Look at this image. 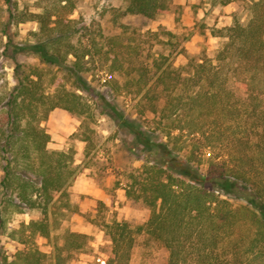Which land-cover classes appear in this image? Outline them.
Masks as SVG:
<instances>
[{
  "label": "trees",
  "instance_id": "obj_1",
  "mask_svg": "<svg viewBox=\"0 0 264 264\" xmlns=\"http://www.w3.org/2000/svg\"><path fill=\"white\" fill-rule=\"evenodd\" d=\"M50 3L25 15L15 0H0V41H11L14 24L36 21L22 49L43 64H16V84L0 89V236L26 245L11 259L0 251V264H68L64 251L85 245L87 234L68 231L54 262L27 246L37 235L49 236L50 207L76 172L69 151L49 149L51 135L42 126L58 107L81 120L87 142L90 125L113 112L118 129L133 135L130 150L143 159L127 172L126 192L150 215L135 227L118 219L103 224L112 242L108 264L128 263L139 233L167 248V264L194 258L196 264H264V0H250L246 19L236 15L219 29L216 54L192 59L187 68L164 53L150 61L119 55L113 46L103 53L93 37L74 38L84 29L72 16L76 0ZM169 9L170 0H128L124 13L156 19ZM106 53L112 57L107 82L134 101V117L84 76L93 67L106 69ZM44 65L53 92L46 90ZM35 209L38 218L12 224V213Z\"/></svg>",
  "mask_w": 264,
  "mask_h": 264
},
{
  "label": "rangeland",
  "instance_id": "obj_2",
  "mask_svg": "<svg viewBox=\"0 0 264 264\" xmlns=\"http://www.w3.org/2000/svg\"><path fill=\"white\" fill-rule=\"evenodd\" d=\"M26 14L42 11L51 4L50 0H15ZM170 0V9L157 17L149 19L141 14L124 13L128 0H76L72 14L79 26L84 29L76 34V40L93 37L103 53L114 47L119 55L129 54L134 61H150L155 55H169L175 65L189 66L192 59L214 56L223 40L218 34L220 28L230 25L234 16L247 18L250 0ZM204 1L213 4L216 11L224 15L219 26L218 18L209 15L204 21L200 18L194 27L190 26L192 12L201 7ZM232 2L231 8L229 3ZM192 9V10H191ZM207 17V16H204ZM215 19V21H214ZM209 21V22H208ZM220 22V21H219ZM225 22L226 25H222ZM38 24L28 20L11 27V41L5 37L0 47L9 41L7 52H0V89L16 84L15 66L19 63L43 66L36 56L27 54L22 47L32 38V31ZM201 33V39L192 43V32ZM1 51V50H0ZM107 58V59H106ZM106 69L92 68L84 73L92 87L101 92L125 115L135 116L134 101L125 92L113 90L107 82L111 54L103 55ZM100 65V64H99ZM45 66L46 90L53 92L50 84L52 71ZM22 67V66H20ZM19 67V68H20ZM114 71L113 75H119ZM72 85V80H68ZM90 97V96H89ZM113 112L100 114L90 126L89 142L80 138L81 120L63 108H55L42 126L50 133L49 149L69 151L73 155L76 169L73 180L65 193L56 194L55 202L49 210L50 234L37 235L27 246L34 245L47 262H54L56 251L66 241L68 231L87 234L85 245L80 249L65 250L68 264H108L111 259L112 242L103 224L115 219L127 220L132 226L143 224L150 215V208L140 199L127 195V172L140 167L143 159L137 151L130 150L133 135L119 130ZM0 169V180L2 177ZM40 210L14 212L10 220L14 226L28 223L40 216ZM1 253L11 259L17 250L26 245L7 234L0 236ZM194 249L190 248V252ZM169 252L159 241L146 233L136 235L135 245L128 263L124 264H167ZM115 259L113 264H118ZM198 263V259L188 261Z\"/></svg>",
  "mask_w": 264,
  "mask_h": 264
},
{
  "label": "crops",
  "instance_id": "obj_3",
  "mask_svg": "<svg viewBox=\"0 0 264 264\" xmlns=\"http://www.w3.org/2000/svg\"><path fill=\"white\" fill-rule=\"evenodd\" d=\"M178 2H181V0H179ZM231 5H232V2L229 3L228 8H231ZM195 8H197V9H196V11L194 10L192 12L193 17L191 19L192 21L189 24L192 27H194L196 24V21L193 20L195 18H200V19H203L204 21H206V19H209V15H211L213 13L214 14L213 17L215 19L218 18V20L220 21V22L218 21V23L216 24L217 26H219V24L221 23V20L224 17V15H221L219 13H214L216 11V9H214L213 4L208 2V1H204V3H202L201 7L196 6ZM204 16H207V17H204ZM215 19H214V21H215ZM229 24H231V22H229ZM222 25H226V23L222 22ZM191 36H192V43H194V44H196L197 41L201 39V33L198 31H195V32L193 31Z\"/></svg>",
  "mask_w": 264,
  "mask_h": 264
}]
</instances>
